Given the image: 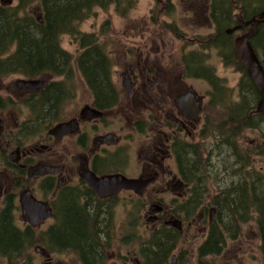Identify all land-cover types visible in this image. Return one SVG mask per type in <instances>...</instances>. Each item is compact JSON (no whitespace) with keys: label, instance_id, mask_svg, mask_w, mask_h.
Masks as SVG:
<instances>
[{"label":"flooded vegetation","instance_id":"obj_1","mask_svg":"<svg viewBox=\"0 0 264 264\" xmlns=\"http://www.w3.org/2000/svg\"><path fill=\"white\" fill-rule=\"evenodd\" d=\"M180 1L185 6V11L190 10L183 21L188 18L191 22L186 20L190 26L203 27L208 31L204 34L195 33L194 36L197 38L187 40L184 34L179 32L176 23L166 24L170 30H178L171 36L173 41L179 39L190 43L188 46H181L183 48L181 57L179 48L177 58L173 52L175 48L167 46L170 41H166L162 36H156L155 33L137 47L123 50L118 69L122 76V84L118 80L113 81L114 71L111 68L109 83L112 91L108 103L97 104L93 92L82 78L85 84V86L81 84L83 92H90L92 99L77 107L67 117L63 115V106L60 117L47 126L48 123L44 124L42 120L37 122L31 119V110L26 101L30 95L41 92L45 81L41 87L33 88L20 86L15 82L16 88L12 92L8 89L9 86L2 88L0 85V194H8L0 212L9 205L11 195L15 194L9 192L11 185L17 184L24 188L17 200L23 213L21 194L24 190L32 191L26 184L30 181L31 184L37 182L43 193L50 195L46 200L39 199L32 191L37 199L44 201L47 208L51 209V217L42 220L36 227L23 215L26 227H33L38 235L48 232L53 234L55 233L53 228L61 227L58 219L64 217L63 210H67L69 206L66 205V197H71L72 202L75 200L78 207L94 212L90 218L89 229L96 233L105 230L106 220L111 226L121 227L116 221V210L119 202L126 199L128 209L124 219L127 220L131 216L133 220L137 217L141 222L146 218L147 230L150 229L149 225L153 226L152 230L164 225L176 229L181 236L189 235L192 229L199 226L207 230L216 215L214 209L209 212L207 208L200 206L192 213L182 209V205L191 202L192 199L196 200L198 195L197 187L192 182L194 179L186 177L188 171L184 169L183 163L187 160L184 158L181 163L178 154L185 155L183 151L188 152L190 168L193 166L197 168L194 155L201 151L202 136L205 134L206 137L208 134L205 131L207 123L204 119L208 95L198 93L186 83L192 74L198 73V70L192 67L195 64L192 59H189L190 66L185 63V59L189 56L205 58L207 54L206 51L199 49L194 51L190 48L187 51L191 45H199L202 49L213 46L219 49L222 45L218 46V43L229 40L234 45L235 38L246 33L249 27H237L241 25L242 20H246L242 17L240 1L236 3L235 0H231L236 8L230 21L235 23L230 27L223 26L222 31L218 30V21L215 22L213 17H221L220 8L225 0ZM165 2L161 10L164 11L167 7H171L172 10L175 7L173 1ZM207 36L209 40L203 41L202 38ZM108 57L110 58L109 55ZM13 75L20 74L10 76ZM21 76L20 79H31ZM125 80L129 81L128 89L124 85ZM76 89L77 86L63 103L75 98ZM2 91L4 93H1ZM124 96L127 99L126 104L123 103ZM199 96L201 102L198 113L194 101H198ZM17 104H21L24 110L28 108V113H25L21 120L9 124L5 121V113H9ZM61 123H67L68 126L62 129V133L60 131L53 133L52 130ZM200 137L201 142L197 141ZM227 144L232 150L231 145L228 142ZM206 145L210 147L209 151L218 149L217 146L212 149L215 141H208ZM133 155L136 159L137 174L130 171ZM2 168L13 172L14 176L4 174ZM89 171L98 178L121 174L130 179H139L141 183L136 189H121L117 193L101 196L85 177ZM39 172L41 174H37ZM137 200L149 204L146 214L137 210L139 209L138 204H135ZM155 204L161 209L156 210ZM131 205L134 206L133 209ZM145 208L146 206L142 205V209ZM198 214L199 217L196 218ZM47 220L53 222L38 231L37 228L44 227ZM171 220H177L176 225L170 224ZM156 223L159 225L155 226ZM128 226L133 227L130 223ZM114 244L118 248V243ZM48 250L44 246L37 252L42 257H47V264H52L53 253ZM121 256L123 260L128 258L123 254ZM136 261L140 264L138 259Z\"/></svg>","mask_w":264,"mask_h":264},{"label":"trees","instance_id":"obj_2","mask_svg":"<svg viewBox=\"0 0 264 264\" xmlns=\"http://www.w3.org/2000/svg\"><path fill=\"white\" fill-rule=\"evenodd\" d=\"M15 1V4L0 3V77L20 74L26 78L45 81L46 84L40 93L32 94L26 99L31 110V119L37 122L42 120L49 126L59 118L63 101L75 90L77 74L85 80L97 104L108 103L112 91L109 83L111 59L98 37L83 32L81 24L91 18L97 9L107 11L113 6L119 14L125 15L136 7L139 0ZM235 1H240L242 17L246 20L256 17L264 9V0ZM234 8L236 7L231 0H225L220 8L221 17H213L215 22L218 21L219 31L223 30V26L230 27L235 23L230 21ZM215 14L216 12L214 16ZM64 36H70L78 42L80 53L76 58L63 47ZM251 43L264 67V24L259 25ZM220 45L225 63H233L242 73V99L229 105L227 113L230 122L237 124L233 127L235 130L231 131L235 136L240 134L242 126L256 127L259 121H264V114L256 111L259 93L244 67L237 61L232 41L218 43V46ZM189 59L194 61L193 66L198 65V59L190 56L186 57V64L190 66ZM215 84L216 80L213 79L212 85ZM215 97L213 95L210 101L212 104ZM243 118L246 121H243ZM183 153L185 155L179 153L178 157L182 160L181 163L186 158L187 161H184L182 166L188 171L186 177L194 179L192 182L197 187L198 196L196 200L192 199L182 205V209L192 213L206 203L212 172H207L206 168L200 169L201 171L200 167L190 168L188 152ZM233 155L240 166L234 164L231 168L224 167L229 182L211 197L216 215L209 224L204 241L196 249L193 264H219L217 258L225 251L227 240L236 241L241 226L250 221H254L258 229L264 264V166L261 170L253 169L254 165L251 170L246 169L249 156L244 155L237 144L234 145ZM14 198L16 199V194L11 195L9 205L0 212V256L6 258L9 264H33L30 262L32 257L29 255V249L36 242H40L39 240L52 252L74 251L83 264H117L116 261H108L111 260L109 250L114 248L117 238L113 230L114 225H109L108 220L103 232H92L89 222L94 212L78 207L75 200L72 202L71 197H66L65 202L69 206L65 211L62 209L64 217L58 219L61 227L53 228V234L48 232L38 235L31 226H17L15 211L18 210L19 204L15 203ZM71 203L73 205H70ZM129 223L134 226L140 221L136 217ZM126 226L127 224L123 226L122 236L117 244L118 259H122L121 248L130 244L131 254L140 264H169L182 239L176 229L164 225L151 230L150 234L139 232L132 235H125ZM183 260L184 253L181 252L177 261Z\"/></svg>","mask_w":264,"mask_h":264},{"label":"rangeland","instance_id":"obj_3","mask_svg":"<svg viewBox=\"0 0 264 264\" xmlns=\"http://www.w3.org/2000/svg\"><path fill=\"white\" fill-rule=\"evenodd\" d=\"M174 2L175 6L172 10L171 7H167L166 10H161L162 5H165V0H139L136 7L127 12L125 15H120L115 8L112 6L107 11L102 9L95 10L94 15L85 20L81 24V30L85 33L95 34L98 37V40L101 44H103L106 54L110 56L113 68V81L117 82V80L122 84V76L120 75L118 69L121 62V56L123 50L127 48H134V46H138V44H142V42L146 41V38L151 37V35L162 36L166 39V41H170L167 44L168 48L173 46L175 49L173 52L176 54V58L178 55L179 48L182 45L188 46L187 41H182L179 39L172 40L171 36H174V33L178 32V30H170L166 26V24L173 22L176 23L180 29L179 32L184 34L185 38L194 39L197 36H194L195 33H205L206 29L200 28L199 26H190L188 18L184 21V16H187V13L190 12L189 9H186L180 0H171ZM1 2V0H0ZM162 2V3H161ZM16 1L13 0L12 4H15ZM189 10V11H187ZM238 12V11H237ZM191 22V21H190ZM155 33V34H154ZM203 41H208L209 37L202 38ZM231 42V40H229ZM192 42V41H190ZM184 43V44H183ZM62 45L65 49L72 52L75 58L80 53L78 42L74 41L70 36H64L62 39ZM192 48L194 51L202 50L206 51L207 54L205 58L199 57L198 65L192 66L193 68H197L198 74H192L186 81V83L195 89L200 94L208 95L205 109H204V119L207 123L205 131L208 133L205 137V134L202 136V145L201 151H197L196 156V166L201 169H207V172H212L211 180L208 182L210 186L209 196H207L206 203L204 206L210 212V210L214 209V205H212L211 197L216 195L223 188L226 182H229V178L226 177L224 172V167L228 166L231 168L234 164L240 166L236 162V157L233 155L234 145L237 144L240 148V151L244 153V155L249 156V163L247 164L246 169L251 170V166L253 169L261 170L264 166V121L258 122L256 127H246L242 126L240 128V134L234 136L231 131H234L233 127L237 124H233L230 122L228 117V106L233 105L238 100L242 99L241 94V79L242 73L237 69V67L232 63L226 64L225 58L223 57V49L221 47H210L206 49H202L198 46L191 45L189 49ZM213 48V49H212ZM183 48L180 49L179 55H183ZM134 51V50H133ZM201 51V53H202ZM182 61V59H180ZM183 62V61H182ZM206 73V74H205ZM22 77L21 75H13L7 78L0 79V85L2 88H8L11 92L16 88L15 82ZM216 80V84L212 85V80ZM85 86L82 78L78 74L76 77V96L74 99L64 102L63 115L67 117L71 115L73 111L83 104L86 101H90L91 95L89 93L83 92L82 85ZM220 91V95H219ZM1 93H4L3 91ZM213 95H215L214 103L212 104L210 101L212 100ZM123 103L126 104V97H123ZM260 99V97H259ZM259 101V100H258ZM225 102L227 105L225 106ZM258 103V102H257ZM117 109V108H116ZM22 110V112H21ZM28 108H23L21 104H17L13 108L10 109V112L5 113V121L9 124H13L17 120H21L25 113H28ZM243 121H246V119ZM43 131V130H42ZM233 134V135H232ZM205 137V138H204ZM198 139L197 141H200ZM208 141H215V146H213V150L217 146V151H209L210 148L206 145ZM201 142V141H200ZM227 142L231 145L227 144ZM208 146V147H207ZM222 149V150H221ZM230 150V151H229ZM11 152V151H8ZM132 166L130 171L132 173L137 174V166L135 156L131 158ZM200 170V171H201ZM1 171L4 174L9 175L10 177L14 176L13 172H9L6 168H2ZM216 175V176H215ZM215 176V177H214ZM206 181L209 179L207 176ZM29 186L28 188L32 189L34 194L39 199L46 200L50 195H45L42 189L39 187L38 183L31 184L30 181L26 182ZM22 189L17 184L11 185L9 192L15 193L17 199H15V203H17L18 198L20 197V192ZM8 194L2 193L0 194V209H2L4 202L6 200V196ZM124 198V197H122ZM127 200V199H126ZM126 200L119 202L116 210V221L121 227H114L113 230L116 233V241L114 243L120 242L121 238V230L125 224L127 234H150V230H152L153 226L149 225V230L147 227V219L145 221H141L136 226L130 227L128 226L129 222L132 221L131 216L124 219L128 206L126 205ZM135 204L139 206V212L146 214L149 204L144 203L142 200L135 201ZM142 205H145L146 208L142 209ZM133 209L134 206L131 205ZM15 211V219L17 226L24 228L26 227V221L23 218V213L21 208H17ZM215 212H213L214 215ZM200 214V213H199ZM199 214L196 218L199 217ZM53 220H47L44 227L37 228L38 231L44 229L47 224L52 223ZM159 224H155L158 226ZM34 226H38V223ZM203 226H199L198 228L192 229V232L189 235L184 234L178 245L175 252L172 254L178 255L182 252L184 253V260L182 262H178L177 264H193L196 259V249L197 247L204 241L207 231ZM148 236V235H147ZM261 240L258 233V229L256 227V223L254 221H250L247 224L241 226L240 235L236 241L227 240L226 248L223 254L217 258V262L219 264H263L262 253L260 249ZM109 250V255L111 254V260L108 261H116L117 264H138L134 255L131 254L132 245L126 244L121 248V254L125 255L126 260L118 259L116 256L119 254L118 249L115 247ZM44 248L41 242H36V244L29 249L30 262L33 264H47V257H42L37 252V248ZM50 250H48L49 252ZM52 252V251H50ZM52 264H80L77 254L74 251H64V252H52ZM46 255V254H45ZM0 264H9L6 258L0 256ZM142 264V263H141ZM172 264V258L169 262Z\"/></svg>","mask_w":264,"mask_h":264},{"label":"water","instance_id":"obj_4","mask_svg":"<svg viewBox=\"0 0 264 264\" xmlns=\"http://www.w3.org/2000/svg\"><path fill=\"white\" fill-rule=\"evenodd\" d=\"M1 3L12 4L13 0H1ZM260 24H264V9L258 16L249 20H242L241 25L237 27H249V30L235 38L234 53L236 55L237 61L245 68L248 76L252 80L259 93L260 99L258 101L256 110L257 112L264 113V67L251 43V39L257 34ZM17 82L20 86L29 88H33L35 86L41 87L43 84V81L37 79H19ZM124 85L128 89L130 86L129 81L125 80ZM199 102H201L200 96L198 97V101H194L196 112L198 113L200 112ZM66 126H68L67 123H61L57 125L52 130V132L57 133L60 131V133H62V129H64ZM37 174L41 173L39 172ZM85 177L101 196H105L110 193H117L121 189H136L141 183L139 179H130L121 174L98 178L94 173L89 171L86 173ZM21 205L24 217L32 225H35L42 220L51 217L52 215V211L51 209L47 208L46 203L37 199L31 190H24L22 192ZM154 207L156 210L161 209V207L157 204H155ZM169 223L176 225L177 220H171ZM39 249L40 247L37 248V250ZM172 264H177L176 255H174L172 258Z\"/></svg>","mask_w":264,"mask_h":264}]
</instances>
